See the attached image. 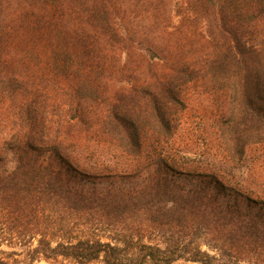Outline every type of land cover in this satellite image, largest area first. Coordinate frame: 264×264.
I'll use <instances>...</instances> for the list:
<instances>
[{
  "label": "trees",
  "instance_id": "1",
  "mask_svg": "<svg viewBox=\"0 0 264 264\" xmlns=\"http://www.w3.org/2000/svg\"><path fill=\"white\" fill-rule=\"evenodd\" d=\"M191 92L263 142L264 0H0V264H264V203L169 154Z\"/></svg>",
  "mask_w": 264,
  "mask_h": 264
},
{
  "label": "rangeland",
  "instance_id": "2",
  "mask_svg": "<svg viewBox=\"0 0 264 264\" xmlns=\"http://www.w3.org/2000/svg\"><path fill=\"white\" fill-rule=\"evenodd\" d=\"M190 100L183 117L178 123L177 131L168 147L169 154L175 155L180 163L191 165L193 172L210 168L222 170L220 173L224 183L244 196L240 206L243 209L257 210V202L264 203V135L263 142L252 133L248 146L240 160H227L222 153V136L227 145L231 143V133L218 127L215 123L213 108L206 101L190 93ZM5 129V128H4ZM233 142V139H232ZM233 147V146H232ZM230 148V147H229ZM232 151V148L230 152ZM237 158V157H235ZM114 161V162H113ZM95 163L112 171L109 178H100V187L108 184L128 185V178L120 173L121 163L117 159L102 156ZM198 168H195L197 167ZM105 169V168H101ZM248 198L247 199H245ZM248 201H252L251 203ZM249 206V207H248ZM3 249L8 250L3 247ZM35 264H71L66 260H40ZM100 264V263H94ZM171 264H198L185 260H177Z\"/></svg>",
  "mask_w": 264,
  "mask_h": 264
}]
</instances>
